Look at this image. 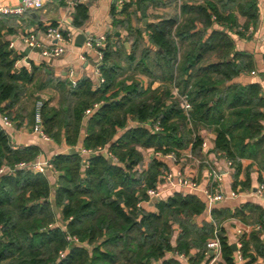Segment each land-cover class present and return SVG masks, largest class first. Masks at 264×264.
Here are the masks:
<instances>
[{"label": "trees", "instance_id": "16d2710c", "mask_svg": "<svg viewBox=\"0 0 264 264\" xmlns=\"http://www.w3.org/2000/svg\"><path fill=\"white\" fill-rule=\"evenodd\" d=\"M159 1L131 0L121 9L128 20L115 22L126 28L132 47L128 52L111 35L107 37L100 67L104 81L99 87L94 89L88 78L76 87L59 82L58 105L47 102L42 109L44 130L55 143L74 148L81 143L86 150L107 147L117 162L92 156L84 168L79 152L60 154L52 161L59 175L53 194L46 175L18 167L36 161L38 148H13L0 125V170L5 168L0 176V264H180L167 258L174 251L199 264L214 232L213 223L194 224L205 202L176 193L157 203V214L138 208L166 169L156 158L143 168L139 148L167 155L192 143L198 154L203 144L198 132L203 128L216 135L214 152L231 161L237 172L242 160H250L264 173V90L259 83H231L251 71L253 63L250 56L236 51L229 35L244 38L245 31L257 24L258 1H190L179 12L173 7V15L149 24L144 33L133 27L132 16L145 15V9ZM87 10L78 6L76 25L87 18ZM240 17L245 19L243 25ZM12 54L7 45H0V110L21 125L32 117L28 88L33 84L38 90L49 88L51 81L40 82L26 69L16 71ZM139 76L149 83L145 86ZM174 88L179 96H187L188 113ZM95 105L99 107L88 117L86 112ZM133 122L139 125L132 127ZM149 122L152 128L143 126ZM158 123L163 131H154ZM246 208L233 214L215 209L213 219L221 225L235 216L260 227L250 237L240 238L244 264H255L264 258V209ZM58 215L63 226L58 225ZM220 235L226 264H236V252L221 227ZM68 236L77 237L82 245L72 244ZM192 250L198 251L195 259L190 258Z\"/></svg>", "mask_w": 264, "mask_h": 264}, {"label": "crops", "instance_id": "0c3cea01", "mask_svg": "<svg viewBox=\"0 0 264 264\" xmlns=\"http://www.w3.org/2000/svg\"><path fill=\"white\" fill-rule=\"evenodd\" d=\"M170 1L160 0L156 6H148L144 11L145 15L142 12H137L130 20L133 27L141 28L142 33H144L149 24L157 23L162 17L173 15L175 7L179 12L183 3L191 1L201 4L204 0H172L175 1L173 6ZM257 1L259 20L256 25L250 26L252 33L246 34L244 38L239 37L235 33H229L235 42L236 51L250 56L253 63L251 71L243 72L231 83L239 85L259 83L264 90V0ZM21 2L22 0H0V7H15L20 5ZM81 5L86 6L88 10L87 18L84 21L80 20V25L74 23L78 7L70 10L66 0H46L41 9L27 11L22 16L0 17V45H7L8 50L13 53L12 55L16 60L15 70L26 69L29 73L35 72L40 82L51 81L49 88L38 90L35 84L28 88L27 98L29 100L30 114L32 115L31 121H26L21 125L18 122H13V127L6 128L13 148L19 149L31 146L38 148L39 154L34 162L44 165L52 164L54 157L69 153L71 149L78 150L82 147V144L80 143L78 147L74 148L67 146L64 142L60 144L55 143L53 140L46 142L40 135L35 133L33 124L36 100H42L44 103L48 102L50 106H57L60 100V93L56 89V85L64 81L69 83L71 72L74 73L77 82L88 78L91 79L94 89L100 86V77L97 75L94 66L95 57L87 50L85 45L87 37L98 38L111 35L113 42H119L125 47L126 51L129 52L132 47V40H128L129 34L126 28L118 26L115 22L116 20H128L125 15L120 13L121 9H119L116 0H87ZM132 10L134 11L135 8H132ZM145 20L147 21L146 26L144 25ZM239 23L243 25L245 19L240 17ZM49 26L61 29L66 38L64 43L66 53L57 59H44L38 49L30 48L26 42L27 39L34 37L42 45L49 46L50 42L45 36ZM213 28L221 29L222 27L214 25ZM211 31L209 30L208 34ZM144 41L150 48L151 45L147 36L144 37ZM253 72H255V75H252ZM139 78L142 79L145 86L149 83L147 77L139 76ZM158 85L159 83H156L154 87ZM173 94L176 98L180 97L177 88H174ZM98 107L95 105L90 108L86 115L90 117ZM130 125L135 127L139 123L133 122ZM122 132H120V135ZM198 135L203 140L200 153L198 154L193 152L192 143L184 149H178L176 152L167 155L155 149L139 148L144 156L143 168L147 166L152 158H156L166 166L163 174L159 176L157 184L160 183L164 173L172 172L191 178L199 186L198 191L184 189L170 191L161 201H166L176 193H182L184 195H194L205 202L200 190L209 185L210 168H214L222 175V188L225 196L224 201L217 204L214 210H225L233 214L239 209H245L247 205H259L264 209V199L257 196V189L262 184L261 181L264 180V173L261 174L250 160H242V169L237 172V168L234 165L230 166L228 164V159L214 152L216 135L213 132L201 128ZM203 145L205 146L203 147ZM1 170L3 172L0 173V176L5 172V168ZM10 171L13 170L11 169ZM44 175L48 177L52 186V193L54 194L58 173L54 169H48ZM161 201H143L141 208L144 211L157 214V203ZM245 211L249 213L248 208ZM206 222L212 223L205 208L204 212L195 218L194 224L202 227ZM58 225L63 226L59 215ZM219 227L224 230L227 242L231 246L233 244L242 245L240 238L244 236L250 237L254 230H259L252 225H247L235 216L223 220ZM174 240H176V235ZM197 254V250H192L190 258L195 259ZM180 256L176 251L167 254V258H176L180 264H195L186 255H184L186 257L185 260L181 259ZM235 261L238 264L236 257ZM246 261L244 260V263ZM199 264H207L205 253L203 260ZM218 264H226L224 255ZM255 264H264V258L259 257Z\"/></svg>", "mask_w": 264, "mask_h": 264}, {"label": "built area", "instance_id": "2783aa9c", "mask_svg": "<svg viewBox=\"0 0 264 264\" xmlns=\"http://www.w3.org/2000/svg\"><path fill=\"white\" fill-rule=\"evenodd\" d=\"M46 0H22L21 4L15 7H0V15L1 16H22L27 11L30 10H38L41 9ZM87 0H66V3L68 5V8L70 10L78 7L83 2H86ZM117 5L119 9L124 8L127 4L131 3V0H116ZM240 31L244 32L245 29L241 28ZM246 34L252 33V28H249L248 31H245ZM46 39L50 42L49 46L42 45L36 38L32 37L30 39H27L26 42L28 46L32 49H38L40 51L41 56L44 59H57L62 57L66 53V49L64 46V43L66 41V38L64 37L61 29L49 26L45 33ZM107 43V37L101 36L98 38L94 37H87L85 40V45L87 50L94 55V66L96 68V73L100 77L99 81L102 83L104 80L102 78V74L100 72V66L102 65V61L104 58V49L106 47ZM252 75H255V72L252 73ZM69 83L72 87L77 86V80L74 77V73L71 72L69 75ZM180 100L182 102V106L186 113H188L191 110V104L188 101L187 96H180ZM44 106V102L42 100H37L35 103L34 108V124H33V131L40 135V137L46 141L50 142L52 139L50 136H48L44 130V124H43V115H42V109ZM0 125L3 128H11L13 127V121L11 118L3 113L0 110ZM143 126L152 128V124L145 123ZM154 131L160 132L163 131L160 123L155 124ZM205 145H203L204 147ZM80 155L84 158V168H88L89 166V159L92 156H98V155H105L109 160L112 162H117L118 158L117 156L110 151L107 147H100L96 150H86L84 148H79L77 150ZM228 164L232 166V162L228 161ZM19 168H24L28 170H32L41 174H45L48 169L52 170L53 166L52 164H41L37 162H33L30 164L21 163L18 165ZM3 170H0V173H2ZM210 181L209 185L201 189L200 192L205 198V208L206 212L210 216V220L213 223L214 226V232L211 239L206 244V250H205V257L207 258V264H218L222 257H223V245L220 235V227L218 224L214 221L212 212L214 210V207L224 201L225 196L223 193L222 188V175L214 168H210L209 172ZM191 190V191H198L199 186L197 183L192 180L191 178H187L186 176L178 173H172V172H166L161 177V181L159 184L156 185L154 188H150L146 191L148 200L147 201H161L163 197L170 191L174 190ZM257 196L264 199V184H261L257 189ZM141 203L139 202L137 207L141 208ZM257 229H260V227H257ZM67 240L71 242L74 245H82L77 237L68 236ZM237 246V252H236V259L238 264L244 263L243 254L241 253L240 249L242 245L236 244ZM181 259H186L184 255L180 256Z\"/></svg>", "mask_w": 264, "mask_h": 264}, {"label": "water", "instance_id": "95a60500", "mask_svg": "<svg viewBox=\"0 0 264 264\" xmlns=\"http://www.w3.org/2000/svg\"><path fill=\"white\" fill-rule=\"evenodd\" d=\"M146 24H147V21L145 20L144 21V25L146 26ZM117 36H119V35H117ZM154 50H156V48H154ZM103 65V64H102ZM101 65V66H102ZM78 151L76 150V149H71L70 150V153L71 154H76ZM109 164H112V161L111 160H109ZM12 170H14V168H12ZM51 204L53 205V209H54V212H55V214H58V209H57V207L55 206V201L54 200H52L51 201ZM232 248H233V250L235 251V252H237V246L235 245V244H233L232 245Z\"/></svg>", "mask_w": 264, "mask_h": 264}]
</instances>
